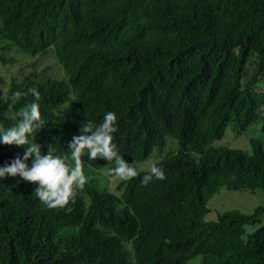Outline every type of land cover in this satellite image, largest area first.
Here are the masks:
<instances>
[{"label":"trees","instance_id":"obj_1","mask_svg":"<svg viewBox=\"0 0 264 264\" xmlns=\"http://www.w3.org/2000/svg\"><path fill=\"white\" fill-rule=\"evenodd\" d=\"M48 50L60 79L12 74L5 127L36 88L45 125L29 139L42 154L51 147L73 165L72 136L109 111L127 163L167 135L177 147L156 163L166 179L144 185L149 170L139 172L116 193L83 169L87 182L63 209L19 176L0 178V264H264V205L204 220L221 188L264 191L258 140L251 153L213 146L228 125L239 135L258 121L264 136V0H0V68ZM24 151L0 143V166Z\"/></svg>","mask_w":264,"mask_h":264},{"label":"clouds","instance_id":"obj_2","mask_svg":"<svg viewBox=\"0 0 264 264\" xmlns=\"http://www.w3.org/2000/svg\"><path fill=\"white\" fill-rule=\"evenodd\" d=\"M48 52L49 50L40 56H35V58H41ZM51 54L53 55L52 52ZM31 58L30 56H28V58L18 57L16 60H29ZM53 58L55 61L54 55ZM17 61L14 65L17 64ZM55 63L59 67L56 61ZM58 69L61 72L60 67ZM38 75L42 76V72H39ZM29 92L34 99L16 113L15 125L5 127L3 123H0V143L9 146L15 145L25 149L23 157L17 155L10 163L0 166V178L6 176H19L23 181L37 185V187L34 188V193L47 208L63 209L70 202H74L78 191L83 190L87 182L83 169L92 171L83 166L84 163L81 158L85 154L88 155L90 160L96 159L98 164L103 165L106 168V174L115 175L121 179V181H118L114 185L113 190L108 187L109 191L112 193H116L115 188L118 183L133 179L139 175L137 166L134 163L129 164L133 161L127 163L122 158L116 144L113 142V134L116 133L118 129L116 127L117 116L111 111L104 115L102 123L95 124L92 121H88L82 128H79V135L72 136L68 144V149L71 153L70 158L74 162L73 165L67 163L69 159L68 156L54 155L51 147H48L47 154H42V146L37 143L36 140L33 142L29 139V137H35L45 125L41 117L40 105L38 103L41 100V95L36 88L29 89ZM13 95L19 98L26 94L16 92L13 93ZM169 143L172 144V142ZM174 150L175 148L173 146V149L169 151ZM168 152L159 157L149 171L147 170L148 173L145 174L141 180L142 184L147 185L153 178L161 181L166 179L162 168L158 167L156 163L167 155ZM149 156L145 160H147ZM30 158L31 166L26 163ZM103 159L113 163L114 167L108 168L103 162ZM95 175L96 174L92 172L89 178L96 179L98 186L103 188L100 186ZM68 211H71V209H68Z\"/></svg>","mask_w":264,"mask_h":264},{"label":"rangeland","instance_id":"obj_3","mask_svg":"<svg viewBox=\"0 0 264 264\" xmlns=\"http://www.w3.org/2000/svg\"><path fill=\"white\" fill-rule=\"evenodd\" d=\"M56 65L53 55L49 51L44 54L41 58L32 57L29 60L17 61V64L14 66L6 67L5 69L0 68V97L4 95V89L6 88L7 81L12 76L20 75V72L29 74L33 73L39 77H50L55 79H60L61 72ZM20 69V70H18ZM39 72H42V76L38 75ZM254 139L258 140L264 148V136L260 131V123L258 121L253 122L248 126L239 135L234 134L231 125H228L224 131L222 138L219 141L213 143L214 147L224 146L230 149H239L246 153H251V146L249 140ZM169 142H172L169 143ZM176 149V141L170 136L164 137V146L159 148H154L151 152L149 158L143 162H130L129 164L134 163L137 166V171H147L151 166L161 157L163 154L169 150ZM84 163L83 166L89 168L96 174V178L100 184L105 189L113 190L114 185L121 181V179L115 175L106 174V168L103 165L98 164L97 160H90L88 155L85 154L82 159ZM108 168L114 167V164L111 163L107 165ZM108 189V190H109ZM264 205V191L255 190L253 193L246 191H228L225 188H221L219 192L214 194L206 203V208L208 213L204 216L205 221H214L218 213L226 211H238L242 214L249 215L253 210L259 206ZM261 224H264V219H261ZM257 226L249 225L246 226V233L252 232ZM187 264H198V258L187 263Z\"/></svg>","mask_w":264,"mask_h":264}]
</instances>
